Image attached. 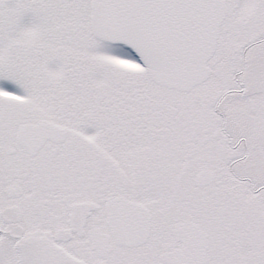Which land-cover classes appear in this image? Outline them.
Segmentation results:
<instances>
[{"label":"snow or ice","instance_id":"snow-or-ice-1","mask_svg":"<svg viewBox=\"0 0 264 264\" xmlns=\"http://www.w3.org/2000/svg\"><path fill=\"white\" fill-rule=\"evenodd\" d=\"M0 264H264V0H0Z\"/></svg>","mask_w":264,"mask_h":264}]
</instances>
